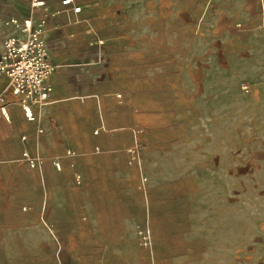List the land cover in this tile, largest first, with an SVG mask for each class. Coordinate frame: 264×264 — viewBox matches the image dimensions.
I'll return each instance as SVG.
<instances>
[{
  "label": "rangeland",
  "instance_id": "obj_1",
  "mask_svg": "<svg viewBox=\"0 0 264 264\" xmlns=\"http://www.w3.org/2000/svg\"><path fill=\"white\" fill-rule=\"evenodd\" d=\"M217 1L178 0L169 77L117 110L128 153L75 168L78 193L59 196L60 220L96 238L47 264H264V9Z\"/></svg>",
  "mask_w": 264,
  "mask_h": 264
},
{
  "label": "crops",
  "instance_id": "obj_2",
  "mask_svg": "<svg viewBox=\"0 0 264 264\" xmlns=\"http://www.w3.org/2000/svg\"><path fill=\"white\" fill-rule=\"evenodd\" d=\"M79 2L82 11L75 13L60 0H46V10L30 0H0V58L7 36H26L18 25L22 18L36 23L44 16L41 36L55 64L53 92L33 107L34 120L0 72V108L6 110L0 116V264H17V253L18 264H47L48 247L93 243L97 224L60 220L65 206L59 196L78 193L75 168L116 162L128 153L124 134L130 129L115 121L117 110L139 91L135 82L145 81L143 90H151V81L167 80L171 72L166 56L179 41L178 0ZM250 4L264 9V0ZM98 145L102 153L94 151ZM69 149L76 154L68 155ZM23 151L42 162L30 166ZM92 176L87 180L109 175Z\"/></svg>",
  "mask_w": 264,
  "mask_h": 264
},
{
  "label": "built area",
  "instance_id": "obj_3",
  "mask_svg": "<svg viewBox=\"0 0 264 264\" xmlns=\"http://www.w3.org/2000/svg\"><path fill=\"white\" fill-rule=\"evenodd\" d=\"M60 2L62 6L71 7L75 13L82 11L79 0H60ZM30 3L33 8L45 7L46 10V0H30ZM45 23L44 16L36 23L30 17L22 18L18 25L26 36L24 38L7 36L0 58V72L9 77L11 91L19 97L21 107L30 120L35 119L33 107L47 103L53 92L49 79L55 64L50 60L46 41L41 36ZM5 113L6 110L0 108V116ZM67 154L73 156L76 151L69 149ZM22 156L32 167L42 162L39 155H33L28 151H23ZM56 165L58 168L61 167L60 162ZM76 176L77 180L81 181V176L79 174Z\"/></svg>",
  "mask_w": 264,
  "mask_h": 264
}]
</instances>
